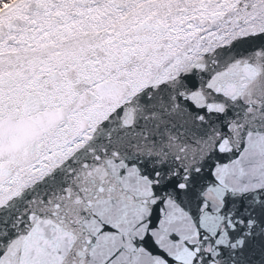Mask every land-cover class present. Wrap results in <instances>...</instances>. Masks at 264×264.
Wrapping results in <instances>:
<instances>
[{
    "label": "snow or ice",
    "instance_id": "snow-or-ice-1",
    "mask_svg": "<svg viewBox=\"0 0 264 264\" xmlns=\"http://www.w3.org/2000/svg\"><path fill=\"white\" fill-rule=\"evenodd\" d=\"M0 264H264V0H0Z\"/></svg>",
    "mask_w": 264,
    "mask_h": 264
},
{
    "label": "water",
    "instance_id": "water-1",
    "mask_svg": "<svg viewBox=\"0 0 264 264\" xmlns=\"http://www.w3.org/2000/svg\"><path fill=\"white\" fill-rule=\"evenodd\" d=\"M14 2H15V0H14Z\"/></svg>",
    "mask_w": 264,
    "mask_h": 264
}]
</instances>
